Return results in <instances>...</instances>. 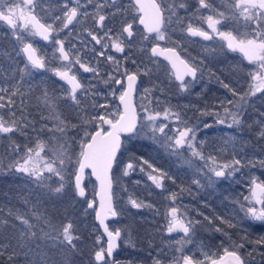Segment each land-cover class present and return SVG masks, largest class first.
<instances>
[{
	"label": "snow or ice",
	"instance_id": "1",
	"mask_svg": "<svg viewBox=\"0 0 264 264\" xmlns=\"http://www.w3.org/2000/svg\"><path fill=\"white\" fill-rule=\"evenodd\" d=\"M45 0H6L0 3V22H4L10 28L14 38L20 42V47L17 52L18 56L23 57V66L20 64H9L8 67L0 65V136L12 140L11 134H18L24 137L35 136L37 143L34 147H27L25 154L20 160L16 161L14 167L17 173H22L25 177L27 185L25 192L22 193V202L27 207V211L9 210L8 216L12 218L0 220V229L7 232L10 228L16 231L11 237L0 233V264H18V257L23 254L25 264H71L69 254H75L78 251L79 234L74 227V221L71 219L70 211L71 204L64 207V221L58 226L51 222V219L46 210V204L49 200L64 201L67 197L69 200L75 197H84L85 188L82 184L85 170L91 169L92 175L100 184V208L96 211V219L103 228L104 234L107 237L106 247L103 246L100 238H97L96 243L101 247L94 252L95 264H117L113 258V253L119 248L121 239V230L119 228H109L106 220L110 217L115 218L119 215L113 206L112 186L113 180L110 175L115 166H119L117 153L121 149V134L140 137L141 135L159 143L165 150H171L170 154L177 157L183 155L178 149L187 148L192 157L203 161V167L194 165L192 160H186L189 166L195 167V175L192 183L198 188L211 187L217 183L219 179H228L240 171L242 166L241 159H233L231 162L219 163L215 156H205L204 153L198 150L194 145L196 140V129L187 127L184 124L180 114L172 108H165L163 111H152L144 107V115L140 116L137 113L136 107L132 102L133 93L136 89V83L140 72L143 71L147 75L151 70L148 68L129 71L123 67L121 61L113 55L107 54V50L111 49L116 53L123 54L126 46L130 47L129 42L134 43L133 37L135 29L132 22H124L117 31L108 27L105 22L109 20V16L105 15L101 9L109 7L115 9L112 16L123 11L119 0H104L95 3V15L93 17L99 32L89 30L87 35L95 45L100 46L97 51L93 47L96 55L103 57L109 64L115 65L113 73H120L119 78L113 73H108L109 81L123 88L118 95L119 104L122 106V111L119 107L113 109L109 103L107 96L103 93L91 91L92 85L85 86L75 73L72 72V67L78 64L84 72H91L95 77H100L101 73L98 67H95L90 62H85L79 55V50L73 51L76 48L72 44L69 48H65L64 40L58 36V29L55 26L59 21L63 29H68L75 21L77 24L80 20L78 16H88V12H81L86 4H92L93 0H55V6L59 9V14L52 17L51 22L42 21L37 12V8H42ZM198 11L206 9L209 11L206 17H203L207 22L208 28L211 30L205 31L201 27H194L193 22L189 21L181 31H186L187 35L193 37H201L205 41H211L218 38L224 42L220 45L233 52L239 51L243 54L248 64L256 65L257 70L250 73L251 80L254 82L250 85L248 91L240 96L241 103L236 111L225 109V112L231 118L228 123L229 128H237L242 130L246 121L243 113L245 105L251 106L254 102L252 97H257L264 101V0H230L231 13L226 15L224 11L214 10L212 0H197ZM129 7L139 13L137 17L139 23L144 26V31L147 33L142 36V40L151 43V55L164 56L166 60L175 70V79L179 82L180 91H188L192 87L193 81L197 80V72L200 68L194 63H189L182 59L175 47H161L159 43L153 41H168L173 42L169 33V28L172 24V17L176 16L177 20L180 17L177 15V9H186L185 0H174V3L165 8L162 4L157 3V0H129ZM242 17L246 22H255L256 27L250 28V24H245L246 31L241 34L234 31L220 30L217 25L226 24L229 19L238 20ZM123 19V17H121ZM23 21L22 26L18 24ZM27 32L31 36L39 37L45 42H49L55 47L59 53L55 58L66 63H62L55 68H49L48 62L44 55L39 53L38 48L30 41L25 39L23 32ZM56 33V35H54ZM83 43V42H82ZM87 47V44H84ZM55 55V54H54ZM11 59V57H10ZM127 60V56L122 57ZM133 64L137 61L133 60ZM121 69H123L121 71ZM51 71L60 81L68 85L67 89H63L60 94L55 93L54 88L56 81H52L51 85L47 84L42 78L38 85L40 99L47 115L41 111L40 106H36V111L39 113V119L31 114H25L24 105L26 103L23 98V93L20 89V84L24 82V78L33 77L36 73ZM190 77V80H186ZM103 79V77H101ZM126 81V86H125ZM223 83V82H222ZM223 86L232 91L233 96L237 95L234 89H231L227 83ZM63 88V86H61ZM149 92L145 89V93ZM116 97V91L112 90L108 93ZM20 99L19 115H17L16 97ZM82 97H91V108L93 114L89 119L85 120L86 124L94 123L91 130L84 128V135L80 137L78 154L72 150V144L75 143L78 134V123H73L67 120L58 111V104L63 100L66 104L72 107L77 113V119H80V114L88 116L86 108H82ZM100 97V99H97ZM232 103V101H228ZM102 110V111H100ZM7 117V118H6ZM259 117H264V111L259 112ZM158 121H168L163 123ZM175 123V127H169L170 123ZM218 123H225L224 119L218 118ZM258 123L264 129V119H259ZM39 124V127L37 126ZM105 125L107 127H105ZM204 127H210L205 125ZM168 129V131H166ZM48 134L49 140L52 141L48 145L41 139L42 136ZM72 133V135H69ZM261 140H264V130L259 133ZM236 139L235 136H230L226 143H231ZM46 149L51 152V157L47 155ZM9 150L12 153L19 154L21 146L16 143L9 145ZM45 152L44 156L41 153ZM147 167L151 169L148 178L155 184L157 188H163V180L171 179L175 183V179L168 176L162 169L155 167L152 163L144 161ZM261 163H264L262 161ZM135 165L129 162L123 172V175H129L130 170L135 169ZM141 171H144L141 168ZM158 173V175H157ZM203 178L206 184L202 183ZM251 196L245 197L251 206L245 208L241 206V210L245 211L246 216L253 220L264 221V183H257L255 179L251 181ZM71 188V193L66 189ZM184 189L181 188V192ZM173 206H170L168 215L170 219L167 224V233L170 235L173 232H182L183 238L176 240L180 245L177 248L182 255L175 260V264H203V261L197 260L194 255L183 254L184 245L193 243V234L195 233V225L199 221L186 219L179 208L175 206L178 199L176 193L171 194ZM254 202V203H253ZM132 208L141 209L148 207L144 202H138L136 199H129ZM256 204L262 205L257 209ZM88 208H93L94 203L87 202ZM205 219L211 223V218L205 216ZM42 226L37 230L38 224ZM222 222L223 221L222 219ZM229 227L235 226L231 221H227ZM216 231H222L216 228ZM44 244L55 253L64 254V260L58 262L53 259L51 253L42 255L40 248ZM259 243H264L260 241ZM238 247L243 248L244 244L239 243ZM27 251H23L24 249ZM36 253V258L32 253ZM205 258L210 257L205 252ZM251 255V253H250ZM154 264H161L157 257ZM211 264H246V261L233 248L224 249V255L219 260L212 259Z\"/></svg>",
	"mask_w": 264,
	"mask_h": 264
},
{
	"label": "trees",
	"instance_id": "2",
	"mask_svg": "<svg viewBox=\"0 0 264 264\" xmlns=\"http://www.w3.org/2000/svg\"><path fill=\"white\" fill-rule=\"evenodd\" d=\"M19 47L20 42L14 38L10 28L0 22V65L8 67L9 64L16 63L23 66V57L17 55ZM206 75L208 76V71ZM215 75L217 78L222 79L219 81L221 88L212 90L210 83H200L198 88L192 85L187 92L190 93V96L195 92L201 94L205 99V104L211 102L209 98L212 93L223 96L232 94V91L223 86L224 83H227L231 89L237 92L236 98L247 92L243 89L240 80V77L243 76L236 73L235 68H223ZM152 77L154 78V75ZM41 78L49 85L52 81H56L54 91L57 94H60L63 89H67L64 86L61 88L62 84L47 73L40 75L36 73L33 77L26 76L24 82L19 85L26 101L24 112L36 116L37 119H39V113L36 111L37 105L47 115V111L39 98L38 85ZM100 78L101 76L96 77V79ZM96 79L93 83L98 82ZM154 80L151 87L148 88L147 97L144 98L147 103L155 105L156 97L177 102L178 85L172 77L165 82V85L161 81ZM15 99L17 115H19L21 97L18 96ZM97 99H100V97H97ZM91 103V97H82V108L87 109L88 116L85 117L81 113L79 120L77 119V113L73 111L71 106L63 100H60L58 104V111L64 118L71 120L73 123H78V134L75 143L71 146L77 154L79 152V138L84 135L83 129L91 130L95 126L94 123H85V120L93 114ZM113 103H116V101H113ZM205 110H207L206 107L201 105L198 117L199 125L208 122H211V124L210 127L201 128L198 131L203 144L206 145L200 147L201 151L205 156L216 155L217 159L220 160L241 159L240 171L232 179H220L211 187L197 188L192 183V174L185 168L177 167L173 157L159 143L147 138H136L130 140L128 144L124 143L117 157L119 166L114 165L112 171L113 206L119 215L109 222L112 229L119 228L121 230L119 251L113 258L117 261V264H132L133 260L136 261V264H152V262L154 264L157 257L161 262H166L170 260L172 254H178L176 252L178 244L172 242L181 239L182 235L171 236L167 234L165 229L169 219V208L173 206L172 193H176L178 196L175 206L185 210L187 219L199 221L195 225L193 238H198L200 241L186 244L188 246L186 247L187 254L195 256L197 251H192L196 249L197 244L202 246L201 250L205 251L209 257L219 256L225 248L229 250L235 248L244 258L246 264H264V243H259L264 241V222L249 218L246 216L245 211L241 210L243 197L247 194L249 178L264 183V163H261L264 161V140L259 137L260 131L264 129L258 123L259 119H264V117H259V112L264 111V101H260L258 105L257 100H254V103L243 113L246 121L243 129L238 130L235 127L228 129V135H226L224 127L217 128L219 125L217 116L213 119L211 115L206 114L207 111ZM0 111L6 112L7 110ZM185 118L191 121L189 125H194L192 122L194 116L191 113L186 114ZM37 126L39 127V124ZM214 131L220 135L218 137L212 136L211 133H214ZM11 135L12 140L0 136V220L9 219L10 221L12 220L8 216L10 209L24 212L28 210L21 197L22 193L26 194L25 177L22 173H17L12 165L21 159L27 147H34L37 143L35 136ZM69 135H72V133H69ZM230 136H235L236 139L231 143H226ZM41 139L45 143H52L47 133ZM12 143L21 146L19 154L12 153L9 150V145ZM208 143L210 146H208ZM212 148H214V151H211ZM144 161H148L155 167L162 169L168 176L175 179V183L171 179L165 178L163 180L164 187L157 188L148 178L151 169L147 167ZM129 162L136 166L135 169L130 170L127 176L122 175L123 173L119 175L117 169L122 166L123 170ZM141 168L144 171H141ZM84 187V197L77 196L71 200L66 197L64 201L59 202L49 200L46 204L51 222L58 226L64 221V207L69 203L71 204V219L74 221V227L80 237L77 242L78 251L74 255L69 254L71 264H95L94 252L101 247L100 244L96 243L101 234L94 222V207L88 208L87 206V201L95 203V182L91 178L84 180ZM181 188L184 189L183 192H181ZM66 191L71 193V188L66 189ZM130 198L136 199L138 202L142 201L150 206L141 209L132 208L129 203ZM205 216L211 218V223L205 219ZM222 219L225 222H222ZM227 221H231L235 226L229 227ZM37 224L38 230L42 225L39 222ZM217 227L222 231H216ZM15 231L11 228L7 232L0 229V233L8 237H11ZM169 238L173 239L172 242L169 241ZM239 243H243L244 247H238ZM189 249L191 252L188 251ZM23 251L26 252L27 249L25 248ZM40 251L42 255L51 253L53 259L58 262H62L65 258L64 254L55 253L54 250H50L43 243ZM32 256L36 258V253L33 252ZM25 259L26 257L21 254L18 257V264H25Z\"/></svg>",
	"mask_w": 264,
	"mask_h": 264
},
{
	"label": "flooded vegetation",
	"instance_id": "3",
	"mask_svg": "<svg viewBox=\"0 0 264 264\" xmlns=\"http://www.w3.org/2000/svg\"><path fill=\"white\" fill-rule=\"evenodd\" d=\"M96 2L97 0H93L92 4H86L85 7L81 8L80 10L81 12L87 11L89 14L88 16L81 15L77 17V19L85 18V22H84L85 26L81 25L80 27H77L75 21L73 22L72 25H69L68 29H63L62 31H59V29L62 27L59 21L56 22L55 26L58 29L59 38L64 40L65 42V48L67 49L72 44H75L76 48L73 49V51L75 52L79 50V55L83 61L90 62L95 67H98L101 73V77H103V79L102 78L96 79L93 73L84 72L83 69H81L78 64L73 65L72 72L77 75V78L86 87L92 85L93 87L91 88V91L105 94L113 109H115L116 106L120 108L118 103V95L121 87L114 84L111 81H109L108 83L104 82L107 79L106 74L113 73V68L115 67V65L109 64L103 57H99L96 55V52L93 51L92 49L94 47L97 51H99L100 46L95 45V42L91 41V38L87 35V32L89 30L94 32L100 31V29L97 28L95 21L93 19L96 11L94 7ZM100 2H104V0H100ZM185 2H186V9H177V15L180 17V20L178 21L176 16L172 17V24L169 28V33L172 37L173 42L153 41L152 43H159L161 47L164 46L175 47L178 54L183 59H185L189 63H194L196 66L200 68V71L197 72V80L193 81L192 83L193 87L198 88L199 87L198 85L200 83H210V85H212V90L221 88L219 81H221L222 79L217 78L215 74L218 71L222 70L223 68L233 67L235 68L236 73L243 76L240 77V80L242 81L243 89L247 91L249 88L248 80L250 79L249 78L250 69L254 67L256 68V65L248 64L243 54L239 51L233 52L231 50H228L226 46L221 48L220 45L223 44L224 42L220 41L218 38H215L214 40L211 41H205L201 37L189 36L187 35L186 31H181L182 27H185L189 21H192L194 27H201L205 31L211 32V30L208 28L206 20L201 16V13H203V17H206L208 14H210L209 11L206 9H201L198 11L197 0H185ZM119 3L122 5L123 11L116 13L115 16L111 15V13L115 11V9L109 7H105L101 9V11L105 15L109 16V20L106 21L105 23L108 24V27L118 31L122 23L132 22L135 29V35L133 37L134 43L129 42L131 46L130 47L126 46L125 52L123 54L116 53L111 49L107 50V54L113 55L118 60H120L123 67H126L129 71H136L138 68L143 69L145 67L151 70L147 75H145L143 71L140 72L134 93V101H135L138 88L140 87V85L144 84L145 79H148V82L146 83L147 85L145 86L147 87L146 89H148L151 87L152 81L154 79L161 81V83L165 85V82L168 81L167 75L170 74L173 79L174 77L172 70L170 69L168 63L165 60L161 59L159 56L153 57L151 55V51H150L151 43L141 39L142 36L146 35L147 33H145L144 28L139 24L138 19L135 20L133 19V17H137L139 13L135 12L132 8L129 7V0H119ZM157 3L162 4L165 8H167L174 3V0H157ZM212 3L214 5V10L224 11L226 15H230L232 11L230 0H212ZM36 12L42 21L51 22L52 17L56 14H59V9L55 6V0H45L42 8H37ZM121 17H123V19H121ZM19 22L20 25L22 26L23 21H19ZM184 22L187 23L185 24ZM2 23L7 25L4 22ZM246 23L250 24V28L256 27L255 22H246L242 17H240L238 20L229 19L226 22V24L222 23L221 25H217V27L221 29H227L228 31H234V35L237 34V32L243 34L246 31L244 27ZM54 35H56V33H54ZM33 44L38 48L39 53L45 56L49 68H55L60 66L62 63H66L55 58L56 56L59 55V53L56 52L55 47H53L51 43L45 42L38 37L37 40H33ZM84 44H87V47H84ZM123 56H127L128 59L126 61L123 60L122 59ZM133 60L137 61V63L133 64L132 63ZM155 67L160 69L159 74H156L157 73L156 70L153 71ZM122 70L123 69H121V71ZM207 71H208V76L206 75ZM43 73H47L49 76L53 77L54 79H57L62 84V86L68 88V85L65 84L63 81H60L56 76L52 74L51 71L43 72ZM37 74L40 75L42 73H37ZM113 74L117 75L118 78L120 76V73H113ZM152 75H154L155 78H153ZM94 79H96L98 82L93 83ZM185 79L190 80V78H185ZM236 80H238V78H236ZM175 82L177 83V85L179 84V82H177L176 80ZM112 90L116 91V97L108 95V93ZM141 90L143 93L142 99H144L147 97V94L145 93V89L142 88ZM259 95L261 94H258V96ZM203 98L204 97H202L201 94H198L196 92L192 93L190 96V93L186 91L184 95L181 97V99L177 98V101H182L178 105L179 106L178 108L181 110L182 113H184V117L186 116V114L191 113L192 116H194V119L192 120V122L194 123L195 121L198 120L200 114L199 110L201 108V105L203 107H206L207 109L205 110L207 111L206 114L208 113V115H211L214 119L216 116L218 117L222 115L225 109L229 108L236 111L237 107L241 103L240 97L236 98V96H233V94L230 95L228 94L223 96L220 94L216 95L212 93L209 98L211 102L208 104L204 103L205 99ZM227 100L232 101V103H228ZM251 100L253 102L254 100H257L258 105L261 101L257 97H252ZM113 101H116V103H113ZM135 106H136V110L138 111L136 102H135ZM247 108H249V106L245 105V110ZM216 110L219 112H217ZM221 125L219 124L218 127L219 128L223 127ZM105 127L107 126L105 125ZM194 239L197 241L196 243L200 241L198 240V238H194ZM169 241L172 242V238H169ZM197 246L198 244L196 245V248ZM223 253H221L217 257H210L209 259H206L204 255L199 254V252H196V255L194 257L197 260L203 261V264H210L212 259L218 261ZM174 257H177V254L176 255L172 254L170 260L166 262H161V264H175ZM132 264H136V261L133 260Z\"/></svg>",
	"mask_w": 264,
	"mask_h": 264
},
{
	"label": "rangeland",
	"instance_id": "4",
	"mask_svg": "<svg viewBox=\"0 0 264 264\" xmlns=\"http://www.w3.org/2000/svg\"><path fill=\"white\" fill-rule=\"evenodd\" d=\"M4 2H6V0H0V3H4ZM17 2H19V0H17ZM167 2V1H166ZM78 20H80V23H76V25H77V27H80L81 25L82 26H85V18H79ZM18 24L20 25V22H18ZM219 28V27H218ZM220 30H227V29H221V28H219ZM23 35L25 36V39L26 40H28V41H30V42H32L33 43V40H37L38 39V37H34V36H31L30 34H28L26 31L25 32H23ZM156 70V74H159V72H160V69H158V68H154L153 69V71H155ZM257 70V68H251L250 69V73L251 72H254V71H256ZM250 73H249V80H248V86L250 87V85L251 84H253L254 82L251 80V77H250ZM170 77H171V75L169 74V75H167V80L168 79H170ZM155 78V77H154ZM148 82V79H145L144 80V84L143 85H140V87L138 88V92L136 93V97H135V102L137 103V108H138V114L140 115V116H143L144 115V111H143V109H144V107H147L149 110H152V111H163V109H165V108H172V109H174L176 112H178L179 114H180V116H181V118H182V120L184 121V124L183 125H181V127H183V126H187V127H191V128H194V129H196L197 131H196V140L193 142L194 143V145H196L197 146V148H198V150H200L201 151V148L200 147H202L203 145H205V144H203V140H201V135H199V132L198 131H200V129L201 128H206V127H204L206 124L207 125H210L211 124V122H208V123H203V124H200L199 125V119H198V121H195L194 122V125H189V123L191 122L188 118H185L184 117V113H182L181 112V110L178 108L179 106V104H180V102H182V101H173V102H171L169 99H167V98H159V97H156L155 98V105L154 104H149V103H147L144 99H142V96H143V93H142V88L143 89H146L147 87H145ZM249 89V88H248ZM123 89L121 88L120 90H119V93L122 91ZM248 91V90H247ZM186 92V91H185ZM185 92H182V91H180V89H179V87H178V93L176 94V98H179V99H181V97L184 95V93ZM116 106V105H115ZM229 109V108H228ZM230 111H235V110H232V109H229ZM218 118H221V119H224L225 120V123H218V124H222L221 126H223L224 128H225V132H226V135H228V133H227V130L228 129H232V128H229L227 125H228V123H230L231 122V118H230V116H228L227 115V113L224 111V113L222 114V115H220V116H218L217 117V119ZM159 122H163V123H169L168 121H158V123ZM169 127L171 128V127H175V123L173 122V123H170L169 124ZM217 128H219V127H217ZM166 131H168V129H166ZM211 135L212 136H219L220 134H218V133H216L215 131H214V133H211ZM136 138H147L146 136H144V135H141L140 137H136V136H130V137H127V138H125V140H124V142H123V144L125 143V144H128V142L130 141V140H132V139H136ZM229 138V137H228ZM227 138V139H228ZM147 139H149V138H147ZM151 140V139H150ZM46 144H48V145H51L49 142H46ZM122 144V145H123ZM209 144V143H208ZM206 146V145H205ZM208 146H210V144L208 145ZM178 151L179 152H181V153H183V155L182 156H180V157H177L176 155H174V154H170V152H171V150H166V152L169 154V155H171L172 157H173V159L175 160V164L177 165V167H180V168H185L186 170H188L191 174H192V180H193V178H194V175H195V167H193V166H189L187 163H185V161L186 160H192L193 161V164L194 165H199V166H201V167H203V161H200V160H198L197 158H195V157H192L191 156V153L187 150V148H182V149H178ZM211 151H214V148H212L211 149ZM46 152H47V155L49 156V157H51V152L50 151H48V149H46ZM45 155V153H41V156H44ZM213 156V155H212ZM215 157H216V155H215ZM216 159H217V157H216ZM217 161L219 162V163H226V162H231L232 160L230 159V160H220V159H217ZM124 169H125V167L123 168V170H122V166H120L118 169H117V173H119V175L120 174H122L123 172H124ZM236 174V173H235ZM123 175V174H122ZM234 176H232V177H230L229 179H232ZM87 179H89V176L86 174V177H85V181L87 180ZM202 179V183H204V184H206V181L203 179V178H201ZM220 180V179H219ZM253 180V178H249V185H248V190H247V194H246V196L245 197H250L251 196V188L253 187V185L251 184V181ZM257 181V180H256ZM217 182H218V180H217ZM257 183H261V182H259V181H257ZM195 185V184H194ZM83 186H84V184H83ZM196 186V185H195ZM197 187V186H196ZM206 187H208V186H205V187H201V188H206ZM85 188V187H84ZM198 188V187H197ZM245 197H243V202H242V204H243V206L245 207V208H247V207H249V206H251L250 204H249V201L248 200H246L245 199ZM87 202H89V201H87ZM254 203V202H253ZM178 207V206H177ZM255 207L257 208V209H259V208H261L262 207V205H259V204H256L255 205ZM179 208V210H180V212L181 213H183L184 214V216H185V218L187 219V217H186V215H185V210L183 209V208H181V207H178ZM95 209H96V202L94 203V212H95ZM169 219H170V216L168 217ZM168 219V220H169ZM257 221H259V220H257ZM261 222H264V221H261ZM168 224V223H167ZM165 229H167V226H166V228ZM166 232H167V230H166ZM168 234V233H167ZM171 236H175V235H182V238H183V233L182 232H173L172 234H170ZM100 240L102 241V243H104V240H103V238L102 237H100ZM173 240V239H172ZM193 242H197L194 238H193ZM175 244H176V242H175ZM188 245V244H187ZM187 245H185L184 246V253L183 254H187L186 253V247H188ZM103 246H104V244H103ZM105 247V246H104ZM180 247V245H178V248ZM201 247L202 246H197V248L194 250V251H192V252H195V251H197V252H199V254H202V255H204V253H205V251H203V250H201ZM168 251V250H167ZM188 251H190V249L188 250ZM176 252L178 253L177 254V257H174V261L178 258V257H180L181 255H182V253L181 252H178L177 251V249H176ZM191 252V251H190ZM198 257V256H197Z\"/></svg>",
	"mask_w": 264,
	"mask_h": 264
},
{
	"label": "water",
	"instance_id": "5",
	"mask_svg": "<svg viewBox=\"0 0 264 264\" xmlns=\"http://www.w3.org/2000/svg\"><path fill=\"white\" fill-rule=\"evenodd\" d=\"M138 22H139V20H138ZM139 24H140V23H139ZM140 25H141V24H140ZM141 26L144 28L143 25H141ZM159 57H160L161 59L165 60V61L168 63L170 69L172 70L173 77H174V79H175V70L172 69V66H171V64L169 63V61L166 60V59L164 58V56H162V55L159 56ZM181 58H182V57H181ZM182 59H183V58H182ZM186 78H190V77H186ZM190 79H191V78H190ZM175 80H176V79H175ZM176 81H177V80H176ZM177 82H178V81H177ZM125 86H126V81H125ZM134 93H135V92H134ZM134 93H133V97H132V102H133V104H134V106H135ZM118 103H119V100H118ZM119 106H120V110L122 111V106H121L120 104H119ZM135 107H136V106H135ZM127 137H130V136H129L128 134H121V142H122V144H123L125 138H127ZM121 147H122V145H121ZM120 150H121V149H120ZM119 153H120V151L117 153V157H118ZM113 168H114V167H113ZM112 171H113V169H112ZM86 174L89 176V178H91V179L95 182V193H94V199H95V202H96V209H95V212H94V222H95L96 226L98 227V229L100 230L101 237H102L103 240H104V246L106 247V240H107V237H106V235L104 234L103 228L100 226L99 222H98L97 219H96V211H98L99 208H100V195H99V193H100V184H99V181L96 180V177H95L94 175H92V173H91V169H86V170H85V175H84V178H83L82 184H84V180H85ZM110 175H111V177H112V172L110 173ZM112 188H113V186H112ZM115 218H116V217H115ZM115 218H111V217H110L108 220H106V223L108 224L110 230H111L112 228L110 227L109 222H110L111 220H114ZM119 243H120V241H119ZM118 251H119V248L116 249V251L113 253V258H114V256L118 253ZM223 255H224V253H223L220 257H222ZM113 258H112V259H113ZM210 264H211V263H210Z\"/></svg>",
	"mask_w": 264,
	"mask_h": 264
}]
</instances>
